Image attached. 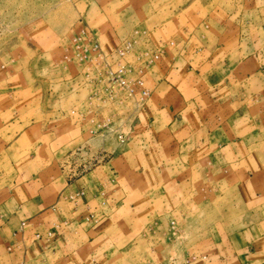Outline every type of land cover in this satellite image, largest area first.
Masks as SVG:
<instances>
[{
  "label": "crops",
  "instance_id": "crops-1",
  "mask_svg": "<svg viewBox=\"0 0 264 264\" xmlns=\"http://www.w3.org/2000/svg\"><path fill=\"white\" fill-rule=\"evenodd\" d=\"M240 2L218 7V21L214 10L189 8L170 16L164 32L145 30L157 33L160 76L140 110L144 131L101 163L79 167L76 127L65 122L2 144L12 169L0 186L8 264H138L129 245L135 233L163 237L191 167L222 158L249 209L186 264H264V0ZM108 17L97 10L85 25L104 52L120 40Z\"/></svg>",
  "mask_w": 264,
  "mask_h": 264
},
{
  "label": "rangeland",
  "instance_id": "rangeland-1",
  "mask_svg": "<svg viewBox=\"0 0 264 264\" xmlns=\"http://www.w3.org/2000/svg\"><path fill=\"white\" fill-rule=\"evenodd\" d=\"M204 1L205 6L202 0H0V148L18 132L22 138L37 137L41 124L63 122L76 127L70 133L76 137L71 154L80 168L125 148L144 131L139 124L141 91L160 76L157 33L142 32L137 38V46L146 51L144 62L134 60L125 78L130 84L129 78L143 81L131 90L127 81L122 84L109 75L117 63L96 53L85 25L93 24L97 10H105L118 43L135 28L151 31L157 26L164 32L170 16L189 8L214 10L218 21V7L234 0ZM258 117L264 121V111ZM222 161L202 160L191 167L187 195L167 214L163 237L155 239L150 229L145 239L135 233L129 245L138 264H186L187 254L212 250L216 236L223 238L237 227V217L249 208L238 200L231 161ZM11 172L5 154L0 156V186ZM6 250L0 249V264H8Z\"/></svg>",
  "mask_w": 264,
  "mask_h": 264
},
{
  "label": "built area",
  "instance_id": "built-area-1",
  "mask_svg": "<svg viewBox=\"0 0 264 264\" xmlns=\"http://www.w3.org/2000/svg\"><path fill=\"white\" fill-rule=\"evenodd\" d=\"M142 32L144 33L145 31H142L140 28H135L131 36L122 38V40L116 43L109 52H104L95 39L92 36V38H90L89 42L91 47L96 50V53L99 54L101 58H109L113 62L117 63V65H115V72L112 73L113 70L111 69L109 70V75L113 74V77L115 76L113 79L119 80L122 84H126L127 81V78H125V72L128 69L127 67L132 66V62H134V60L137 62H144V54L146 51L144 50V47L137 46V38L140 36V33L142 35ZM129 80L132 82L130 84V82L127 81V86H129L131 90H134L137 86L141 85L143 81L141 77H135L133 79L129 78ZM149 90V87L142 89L140 106L143 105ZM47 234L49 235L50 232H47ZM37 236H40V234L37 233Z\"/></svg>",
  "mask_w": 264,
  "mask_h": 264
}]
</instances>
